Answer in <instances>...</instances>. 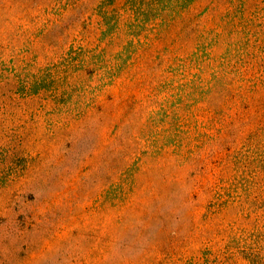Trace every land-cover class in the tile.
Segmentation results:
<instances>
[{
	"label": "rangeland",
	"instance_id": "obj_1",
	"mask_svg": "<svg viewBox=\"0 0 264 264\" xmlns=\"http://www.w3.org/2000/svg\"><path fill=\"white\" fill-rule=\"evenodd\" d=\"M0 264H264V0H0Z\"/></svg>",
	"mask_w": 264,
	"mask_h": 264
}]
</instances>
